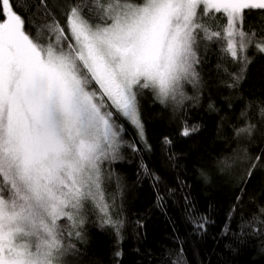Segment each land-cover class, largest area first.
I'll use <instances>...</instances> for the list:
<instances>
[{
    "label": "snow or ice",
    "instance_id": "6c2138e0",
    "mask_svg": "<svg viewBox=\"0 0 264 264\" xmlns=\"http://www.w3.org/2000/svg\"><path fill=\"white\" fill-rule=\"evenodd\" d=\"M59 6L62 19L49 0L29 3V24L23 4L0 0V264H69L72 241L84 239L86 212L121 239L123 220L107 191L113 173L104 164L121 159L122 148L140 151L135 138L125 139V124L151 150L141 95L149 90L161 104L181 108L193 99L184 85L199 83L201 47L213 44L222 45V59L241 66L227 85L237 87L253 62L246 53L257 37L244 30L246 10L264 11V0H63ZM41 15L45 22L37 25ZM207 19H226V26L213 30ZM254 46L264 54V36ZM257 103L264 124V101ZM251 106L240 113L248 119L237 136H252L258 127L249 118ZM198 131L199 125L185 124L182 136ZM164 143L172 141L165 137ZM242 158L250 163L241 180L246 185L264 171V152ZM218 163L231 167L228 159ZM141 167L155 187L160 177ZM201 176L207 182V173ZM162 200L157 193L158 207ZM257 213L252 221L264 225V206ZM191 223L200 233L208 218L192 215ZM243 229L233 233L241 243ZM182 253L172 264H184Z\"/></svg>",
    "mask_w": 264,
    "mask_h": 264
},
{
    "label": "trees",
    "instance_id": "16d2710c",
    "mask_svg": "<svg viewBox=\"0 0 264 264\" xmlns=\"http://www.w3.org/2000/svg\"><path fill=\"white\" fill-rule=\"evenodd\" d=\"M14 2L23 4L22 14L29 17L31 24L34 12L28 11L27 5L35 0ZM62 2L49 0L61 19ZM44 22L42 15L36 17L37 25ZM204 22L213 30L226 26V19ZM31 30L34 34L35 28ZM244 30H255L257 37L246 53L253 62L237 87L227 85L233 83L231 73L239 72L241 66L230 57L222 59L219 51L222 45L213 44L207 51L201 47L199 83L184 85L186 95L193 99L185 100L181 108L174 110L171 103L166 106L154 99L151 91L143 92L141 114L145 140L151 150L125 124V139L135 138L140 151L133 153L122 148L121 159L104 164L105 170L113 173L107 191L115 196L123 220L122 238L118 240L110 226L101 227L96 214L86 212L84 239L72 241L76 251L69 254V264H172L181 248L184 264H264V234H261L264 225L251 219L264 206V171L258 169L246 185L241 183L250 167L242 157L255 159L264 152V124L258 123L257 103L264 101V54L254 46L264 36V11L246 10ZM249 104L252 105L247 109L249 118L258 127L252 136H237L236 129L248 119L240 113ZM185 124L189 128L199 125V131L184 137ZM165 137L172 141L170 147L165 145ZM172 156L174 159L169 158ZM225 159L231 167L222 170L218 162ZM142 163L160 177L155 187L154 180L145 175ZM202 171L207 173V182L201 176ZM157 193L163 197L159 201L163 207L157 206ZM193 205L196 211L192 215L208 218L205 230L200 233L194 232L192 215L188 212ZM242 224L244 243L233 235L240 233ZM117 252L121 255L117 256Z\"/></svg>",
    "mask_w": 264,
    "mask_h": 264
}]
</instances>
